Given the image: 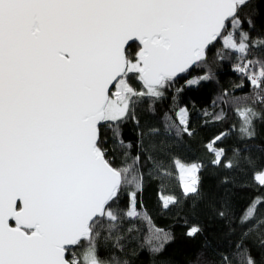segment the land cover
<instances>
[{
    "label": "water",
    "instance_id": "95a60500",
    "mask_svg": "<svg viewBox=\"0 0 264 264\" xmlns=\"http://www.w3.org/2000/svg\"><path fill=\"white\" fill-rule=\"evenodd\" d=\"M246 1L0 0V264H71L116 197L121 174L97 142L128 46L157 88Z\"/></svg>",
    "mask_w": 264,
    "mask_h": 264
},
{
    "label": "trees",
    "instance_id": "16d2710c",
    "mask_svg": "<svg viewBox=\"0 0 264 264\" xmlns=\"http://www.w3.org/2000/svg\"><path fill=\"white\" fill-rule=\"evenodd\" d=\"M137 49L128 46V60ZM124 77L128 109L103 120L97 142L121 184L67 260L264 264V181L255 178L264 170V0L239 5L205 58L156 93H141L136 71ZM177 162L198 165L193 191H183Z\"/></svg>",
    "mask_w": 264,
    "mask_h": 264
},
{
    "label": "rangeland",
    "instance_id": "374dc122",
    "mask_svg": "<svg viewBox=\"0 0 264 264\" xmlns=\"http://www.w3.org/2000/svg\"><path fill=\"white\" fill-rule=\"evenodd\" d=\"M225 42L231 43L232 44V37L227 36L225 38ZM234 47L239 50L241 47L240 45H234ZM128 60V59H127ZM139 67V64L137 60L135 61H127V68H126V73L137 71ZM125 73V74H126ZM145 90L141 93H156L155 88H149L145 86ZM132 89L128 85L126 79L124 76H122L115 84L113 87L109 97L107 104L104 109V119L108 121H115L124 116L128 109V104L130 101V97L132 95ZM180 114L184 116L185 114V109L182 108L180 111ZM177 169L179 170V178L181 179L182 183V188L183 191L189 192L193 191L195 189L196 185V174L198 172V165L196 164H183L181 162L176 163ZM255 178L258 182H263L264 181V170L261 172H258L255 175ZM165 202L171 201V197H165L164 198ZM85 264H98L96 259L92 256H89L85 258Z\"/></svg>",
    "mask_w": 264,
    "mask_h": 264
},
{
    "label": "crops",
    "instance_id": "0c3cea01",
    "mask_svg": "<svg viewBox=\"0 0 264 264\" xmlns=\"http://www.w3.org/2000/svg\"><path fill=\"white\" fill-rule=\"evenodd\" d=\"M181 111V110H180ZM180 111H179V113H178V116H179V119H180V122L183 124L184 122H185V120H186V114H184V116H182L181 114H180ZM178 172H179V170H178ZM182 182V181H181ZM183 183V182H182Z\"/></svg>",
    "mask_w": 264,
    "mask_h": 264
},
{
    "label": "flooded vegetation",
    "instance_id": "af4514ba",
    "mask_svg": "<svg viewBox=\"0 0 264 264\" xmlns=\"http://www.w3.org/2000/svg\"><path fill=\"white\" fill-rule=\"evenodd\" d=\"M26 232H27V233H30V232H31V230H26Z\"/></svg>",
    "mask_w": 264,
    "mask_h": 264
},
{
    "label": "built area",
    "instance_id": "2783aa9c",
    "mask_svg": "<svg viewBox=\"0 0 264 264\" xmlns=\"http://www.w3.org/2000/svg\"><path fill=\"white\" fill-rule=\"evenodd\" d=\"M230 35H231V33H230Z\"/></svg>",
    "mask_w": 264,
    "mask_h": 264
}]
</instances>
